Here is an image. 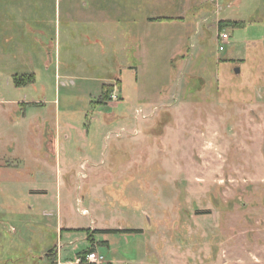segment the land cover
<instances>
[{"label": "rangeland", "instance_id": "1", "mask_svg": "<svg viewBox=\"0 0 264 264\" xmlns=\"http://www.w3.org/2000/svg\"><path fill=\"white\" fill-rule=\"evenodd\" d=\"M90 246L264 264V0H0V264Z\"/></svg>", "mask_w": 264, "mask_h": 264}, {"label": "built area", "instance_id": "2", "mask_svg": "<svg viewBox=\"0 0 264 264\" xmlns=\"http://www.w3.org/2000/svg\"><path fill=\"white\" fill-rule=\"evenodd\" d=\"M228 33L225 31H220L218 34V40H219V45L218 48L219 50L223 49V43L228 41ZM116 95L114 91H112L109 94V99H115ZM142 111V108H136L135 112L137 114H140ZM104 261V256L100 252H98L96 249L88 251L85 255H82L80 252L74 255L73 260L69 262V264H102Z\"/></svg>", "mask_w": 264, "mask_h": 264}, {"label": "trees", "instance_id": "3", "mask_svg": "<svg viewBox=\"0 0 264 264\" xmlns=\"http://www.w3.org/2000/svg\"><path fill=\"white\" fill-rule=\"evenodd\" d=\"M113 86L112 85H108V84H104L103 86V95H102V103H106L108 98H109V94L113 91ZM123 231H126V232H136V230H133V229H112L110 230V232H123ZM90 250H94L93 246H90L89 248H87L86 250H83L81 251L80 253L82 255H85L88 251Z\"/></svg>", "mask_w": 264, "mask_h": 264}, {"label": "crops", "instance_id": "4", "mask_svg": "<svg viewBox=\"0 0 264 264\" xmlns=\"http://www.w3.org/2000/svg\"><path fill=\"white\" fill-rule=\"evenodd\" d=\"M206 1H207V3H209V4H210V2L215 4V1H216V0H206ZM215 12H216V11H215ZM162 17H163V18H168V17H166V16H162ZM217 20H221L222 22H227L226 20L221 19V18H218ZM108 83H111V82H108ZM120 84H121V83H119V85H120ZM120 87H121V85L119 86V88H120ZM31 118L34 119V120L36 121V120H38L39 117H38V115H32Z\"/></svg>", "mask_w": 264, "mask_h": 264}, {"label": "water", "instance_id": "5", "mask_svg": "<svg viewBox=\"0 0 264 264\" xmlns=\"http://www.w3.org/2000/svg\"><path fill=\"white\" fill-rule=\"evenodd\" d=\"M238 70H239V69H238V68H236V69H235V72H238Z\"/></svg>", "mask_w": 264, "mask_h": 264}]
</instances>
